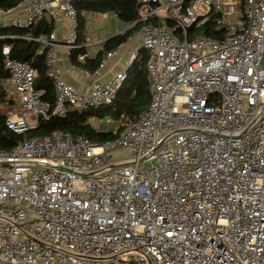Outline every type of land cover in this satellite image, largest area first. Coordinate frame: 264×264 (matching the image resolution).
Listing matches in <instances>:
<instances>
[{"label": "built area", "instance_id": "obj_1", "mask_svg": "<svg viewBox=\"0 0 264 264\" xmlns=\"http://www.w3.org/2000/svg\"><path fill=\"white\" fill-rule=\"evenodd\" d=\"M138 3L130 28L141 25L148 51L149 105L115 140L55 132L0 150V264H264V0ZM210 11L223 35L190 37ZM46 15L54 29L35 40L56 101L41 98L29 62L8 57L19 107L6 126L18 134L68 107L112 104L138 55L82 92L56 50L63 22L69 55L81 46L74 0H20L0 7V25ZM102 121L119 130L91 120Z\"/></svg>", "mask_w": 264, "mask_h": 264}, {"label": "trees", "instance_id": "obj_2", "mask_svg": "<svg viewBox=\"0 0 264 264\" xmlns=\"http://www.w3.org/2000/svg\"><path fill=\"white\" fill-rule=\"evenodd\" d=\"M19 1L0 0V7L9 9ZM74 6L79 16L78 42L81 46L71 52L70 59L72 63L78 64L80 63L78 55L87 52L84 46L87 31L86 14L88 12H112L123 22L131 23L137 18L139 3L138 0H74ZM219 17L220 13L210 11L209 20L203 26L199 29L195 27L190 29V37L195 32L221 37L225 29L216 22ZM140 26L138 24L133 29ZM52 30L53 24L45 19V16L28 29L0 25V150H10L20 140L33 136L45 137L55 132L84 136L96 143L115 140L126 126L138 120L140 114L150 103L151 91L147 77L148 51L142 48L133 64L128 68L127 78L116 93L112 104L87 109L68 107L64 116L50 114L47 118H40L36 128L24 133L18 134L9 130L6 126L7 115L10 110L14 109L16 101L9 97L6 85L10 76L6 67L8 57L29 62L37 73L36 90L41 92L42 99L49 101L52 106L55 104L54 83L46 71L47 47L35 40L41 34H50ZM130 34L131 31H127L113 37L96 58L86 60L82 65L94 72L100 67L105 53L125 41ZM7 47L10 48L8 51ZM105 118H112L119 123V130L114 132L110 128L98 130L93 127L91 120Z\"/></svg>", "mask_w": 264, "mask_h": 264}, {"label": "crops", "instance_id": "obj_3", "mask_svg": "<svg viewBox=\"0 0 264 264\" xmlns=\"http://www.w3.org/2000/svg\"><path fill=\"white\" fill-rule=\"evenodd\" d=\"M45 19L52 22L47 15L45 16ZM86 21L87 31L85 34L86 42L84 43L87 50L86 58L82 61H78L80 62L78 64L71 62L70 55L63 46L67 39V23H59L55 27L58 41L56 50L59 65L64 73V78L82 92H89L95 81H107L118 71L128 68L130 56L136 50L139 54L140 49H142L141 26L137 29H133L134 27L130 28V23L123 22L115 13L112 12H88L86 14ZM127 31H131L129 37L111 50L113 52L112 56L107 57L108 52L105 53L100 67L92 72V75H86L82 72L83 69L89 71L88 68L82 65L86 62V60L96 58L97 55L105 49V45L110 39ZM7 89L9 97L16 101L14 109H17L19 107L18 95L14 90L9 89L8 87ZM106 126L105 122L102 121L101 130H105L107 128Z\"/></svg>", "mask_w": 264, "mask_h": 264}, {"label": "rangeland", "instance_id": "obj_4", "mask_svg": "<svg viewBox=\"0 0 264 264\" xmlns=\"http://www.w3.org/2000/svg\"><path fill=\"white\" fill-rule=\"evenodd\" d=\"M89 23H90V22H89ZM106 127L110 128L109 126H106Z\"/></svg>", "mask_w": 264, "mask_h": 264}]
</instances>
